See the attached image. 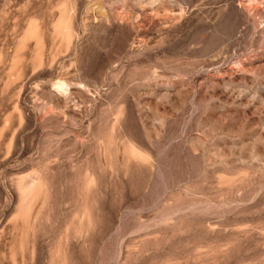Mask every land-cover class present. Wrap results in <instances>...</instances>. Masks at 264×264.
Listing matches in <instances>:
<instances>
[{
    "label": "rangeland",
    "instance_id": "rangeland-1",
    "mask_svg": "<svg viewBox=\"0 0 264 264\" xmlns=\"http://www.w3.org/2000/svg\"><path fill=\"white\" fill-rule=\"evenodd\" d=\"M0 264H264V0H0Z\"/></svg>",
    "mask_w": 264,
    "mask_h": 264
},
{
    "label": "bare ground",
    "instance_id": "bare-ground-1",
    "mask_svg": "<svg viewBox=\"0 0 264 264\" xmlns=\"http://www.w3.org/2000/svg\"><path fill=\"white\" fill-rule=\"evenodd\" d=\"M60 87V86H59ZM61 87H63V86H61Z\"/></svg>",
    "mask_w": 264,
    "mask_h": 264
}]
</instances>
